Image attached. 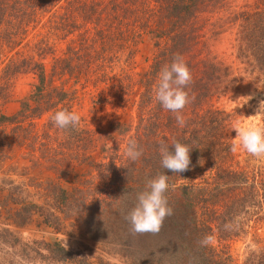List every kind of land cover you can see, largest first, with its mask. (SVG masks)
I'll return each mask as SVG.
<instances>
[{
	"label": "trees",
	"instance_id": "1",
	"mask_svg": "<svg viewBox=\"0 0 264 264\" xmlns=\"http://www.w3.org/2000/svg\"><path fill=\"white\" fill-rule=\"evenodd\" d=\"M257 1L233 10L231 0H0V108L13 102L19 75L35 78L14 113L0 109V246L25 258L92 264L56 240L18 236L79 227L135 264H232L228 243L248 221L264 225V177L231 151L240 113L218 103L242 78L212 42L232 32L235 60L264 93V0ZM142 46L150 58L136 71ZM175 54L192 76L183 127L153 91ZM108 104L134 112L135 124L112 118L90 128L82 112ZM62 109L79 114L76 128L54 126ZM130 139L142 150L136 161L125 154ZM176 141L192 149L189 170L179 174L161 166L159 152L162 144L174 151ZM159 174L169 176L173 214L159 234H133L125 216ZM206 235L213 241L201 246Z\"/></svg>",
	"mask_w": 264,
	"mask_h": 264
},
{
	"label": "rangeland",
	"instance_id": "2",
	"mask_svg": "<svg viewBox=\"0 0 264 264\" xmlns=\"http://www.w3.org/2000/svg\"><path fill=\"white\" fill-rule=\"evenodd\" d=\"M233 10L254 9L258 5L257 0H231ZM30 42V39H29ZM213 52L217 58L228 64L236 73L237 77L242 78V81L236 87L221 99L218 105L226 111L239 112L237 120L242 121L245 125L257 124L261 127V115L259 114L254 119H246L255 116L257 112L246 113L249 111V104L253 101H259L264 97V93L255 86L254 81L249 75L243 71V66L240 65L233 55V33L228 31L218 39L212 42ZM150 58V52L144 46L140 48V52L136 58V71L146 67V61ZM2 66H0L1 70ZM35 83V78L32 74L19 75L12 83L11 91L13 92V102L4 105L0 109L3 112L12 114L18 108L17 99L26 95ZM241 96H252L253 98L242 107L233 104ZM15 99V100H14ZM257 105V104H256ZM100 112L89 113V108L82 112L85 116L87 124L90 128H106L112 118H118L125 122H130L133 125L136 122L135 113L126 109H116L113 105L108 104L100 106ZM236 120V121H237ZM237 133L234 131L233 139ZM237 161L240 166L248 165L249 169L256 170L264 177V158H256L240 149L235 152ZM247 161V162H246ZM172 198H179L177 192H171ZM174 201V199H172ZM23 241L35 239L37 241H58L70 252L77 255H84L92 264H135V262L127 261L118 253L112 252L109 245L95 243L89 239L84 231L79 227L69 231L67 235L51 234L35 230H22L18 235ZM228 253L232 258V264H264V225L263 223L254 224L248 221L247 225L238 236L237 239L228 243ZM111 249V250H110ZM17 250V249H15ZM14 249L0 246V263L10 261L12 264H68V263H53L47 257L44 259L25 258L17 253ZM140 264H145L141 262Z\"/></svg>",
	"mask_w": 264,
	"mask_h": 264
},
{
	"label": "clouds",
	"instance_id": "3",
	"mask_svg": "<svg viewBox=\"0 0 264 264\" xmlns=\"http://www.w3.org/2000/svg\"><path fill=\"white\" fill-rule=\"evenodd\" d=\"M191 80V72L184 58L175 54L172 62L161 68L158 73V82L153 90L155 100L162 108L176 114L177 123L181 127L185 125V119L180 113L190 103L189 93L185 91V88L191 83ZM252 98V96H241L232 103L242 107ZM262 110H264V101H261L257 114L246 119H254ZM51 119L55 127L65 130L76 128L81 117L76 112L62 109L55 112ZM233 130L237 135L233 139L231 151L236 152L242 149L253 157L264 158V127L257 124L245 125L242 121L237 120ZM171 147L174 148V151H170V147L167 145L160 146L161 166L175 174L188 171L192 149L187 144L178 141L174 142ZM125 154L132 161H136L142 155V150L134 139L128 141ZM168 180V175L159 174L147 182L144 191L137 193L134 207L125 216L131 225L133 234H159L164 220L173 214V209L166 196L169 189ZM212 241L213 237L206 235L200 244L207 246Z\"/></svg>",
	"mask_w": 264,
	"mask_h": 264
}]
</instances>
